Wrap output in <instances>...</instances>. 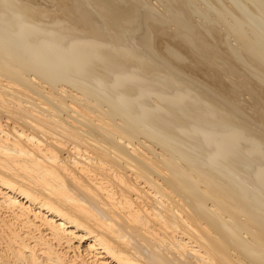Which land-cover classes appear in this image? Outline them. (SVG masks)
<instances>
[{
  "label": "bare ground",
  "instance_id": "bare-ground-1",
  "mask_svg": "<svg viewBox=\"0 0 264 264\" xmlns=\"http://www.w3.org/2000/svg\"><path fill=\"white\" fill-rule=\"evenodd\" d=\"M0 264H264V0H0Z\"/></svg>",
  "mask_w": 264,
  "mask_h": 264
}]
</instances>
